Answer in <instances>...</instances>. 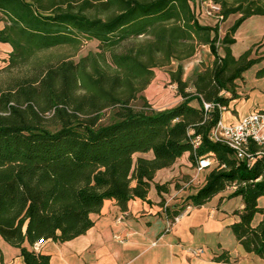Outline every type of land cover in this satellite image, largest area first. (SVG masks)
Here are the masks:
<instances>
[{
	"label": "trees",
	"instance_id": "trees-1",
	"mask_svg": "<svg viewBox=\"0 0 264 264\" xmlns=\"http://www.w3.org/2000/svg\"><path fill=\"white\" fill-rule=\"evenodd\" d=\"M212 1L221 7L219 22L239 16L222 38L218 24L199 22L191 0H0V43L11 48L2 68L10 76L0 86V237L20 249L25 264H49V256L24 243L85 233L104 200L123 211L131 199L145 200L156 171L184 153L193 166L209 153L215 159L190 203L200 207L232 190L229 197L242 204L232 234L244 252L264 259V160L248 167L226 145L209 141L220 111L205 114L202 106L227 107L238 97L236 81L257 59L250 49L234 57L231 45L244 20L264 15V0ZM88 41L97 50L77 60L38 57L59 46L75 55ZM200 45L214 59L202 63L189 90L181 63ZM173 62L166 73L181 101L154 109L143 92L155 70ZM192 135L202 137L196 149ZM148 152L152 158L136 156ZM213 260L231 257L223 251Z\"/></svg>",
	"mask_w": 264,
	"mask_h": 264
},
{
	"label": "crops",
	"instance_id": "crops-1",
	"mask_svg": "<svg viewBox=\"0 0 264 264\" xmlns=\"http://www.w3.org/2000/svg\"><path fill=\"white\" fill-rule=\"evenodd\" d=\"M235 15L230 16L233 23L239 17ZM3 24L0 21V28ZM234 39L231 45L234 57L238 58L246 50L258 46V53L261 54L252 57L257 62L243 72L242 79L236 81L238 97L231 99L227 110L222 113L227 122H234L253 110L264 109V76L257 75L264 68V15H253L244 20L236 30ZM238 43L246 48L236 55L233 47ZM206 46L211 61L214 59L208 45L198 46L194 55L181 63L183 80L187 81L190 74L195 75L200 71L202 61L191 59L197 55L199 47ZM0 50L3 51L0 61H4L11 50L10 45L0 43ZM185 64L188 66L185 67ZM246 72H250L248 81L244 79ZM193 104L197 106V103ZM136 156L152 158L153 154L138 153ZM188 156V153H184L170 167L156 171L145 200L131 199L125 211L114 199L104 200L100 211L91 214L93 225L85 233L64 242L51 239L40 242L37 252L48 255L49 264H264V259L244 252L232 234L230 224L237 219L233 212L242 208L239 196L229 197L232 190L217 194L200 207L194 206L166 230L164 204L171 213L183 205V199L184 204L190 202L188 195L204 183L208 172V169L196 171ZM192 177L200 179L201 185L189 191L184 185ZM155 184H166L167 192L158 193ZM176 184H181V187L175 188ZM116 235L124 242L117 241ZM24 245L32 249L27 243ZM195 248H203V253L193 255L190 250ZM223 251L229 252L231 261H214L213 258ZM0 264H25L20 249L9 245L1 237Z\"/></svg>",
	"mask_w": 264,
	"mask_h": 264
},
{
	"label": "built area",
	"instance_id": "built-area-1",
	"mask_svg": "<svg viewBox=\"0 0 264 264\" xmlns=\"http://www.w3.org/2000/svg\"><path fill=\"white\" fill-rule=\"evenodd\" d=\"M200 1L205 15L212 16L218 20L221 18V7L219 4L212 0ZM202 106L205 114H209L214 108H218L220 111L218 120L207 133L209 141L223 143L232 150L233 156L237 161L245 162L248 167H251L257 160H264V109L253 110L244 116L238 117L234 122H227L222 116V113L227 110L226 106L211 102H203ZM190 141L192 147L196 149L201 144L202 137L201 135H192ZM214 163L213 154L209 153L197 157L195 169L201 172ZM200 182V179L197 177H192L184 187L188 188L191 184L197 185ZM193 207L194 205L190 202L185 203L178 208L177 214L172 215L168 212V206L164 204L163 211L167 226L166 230H169L184 215L188 214ZM119 220L118 218L117 221ZM115 239L119 242H124V239L118 235L115 236ZM39 243L37 242L32 246L35 252L39 250ZM190 251L193 255L200 256L203 253V248H195Z\"/></svg>",
	"mask_w": 264,
	"mask_h": 264
},
{
	"label": "rangeland",
	"instance_id": "rangeland-1",
	"mask_svg": "<svg viewBox=\"0 0 264 264\" xmlns=\"http://www.w3.org/2000/svg\"><path fill=\"white\" fill-rule=\"evenodd\" d=\"M191 4L194 8V11L196 12V15L198 17V20L201 24H212V25H216L218 24V33H219V37L222 38L224 36V33L227 32V29L232 25L233 20L231 17H229V19L227 21H225L226 23L223 22H219L218 19L212 17V16H207L203 13L202 8H201V1L200 0H191ZM238 15H235L234 17H236ZM246 47H243L242 44H236L233 47V53L238 55L241 52H243V50H245ZM260 48V46H258L256 49H254V47L250 48V57H255L258 56L261 53H258V49ZM207 46L206 47H199L198 51H197V55L195 57H193V59H198L201 60L202 62H200V66L202 67V63L208 65L211 64V55L209 54V51L207 50ZM97 50V42L96 41H88L85 42L84 45L80 48V50L77 52V54L72 55V49L67 47V46H59V47H55L52 48L48 51L45 52H41L38 54V57L41 58H45V57H49L52 60H57V59H61L63 57H67L69 56L70 58L77 60L79 56H83L86 53L90 52V51H96ZM217 50L218 53L220 55H223V48L221 45L217 44ZM3 54V51L0 50V55ZM72 55V56H71ZM187 62H190L189 60ZM185 63V62H184ZM183 63V64H184ZM6 65V61H0V86L3 87L5 85V82L7 81L8 77L10 76V72L9 71H4L2 68ZM177 63L173 62L170 66L168 67H164L161 69H156L155 70V74L150 82V84L147 86V88L145 89V91L143 92L144 96L146 97L147 101L150 103V105L157 110H163L165 108H169L172 107L174 105H176L177 103H179L180 96L177 95V91H176V84L171 83L169 81V77L168 74L166 73V70L168 69H175ZM188 65L185 64V67H187ZM249 73L250 72H246L244 75V79L246 81H248L249 79ZM194 79V75L190 74L188 76V83L190 84L189 90H192V81ZM140 101L135 102V105H140ZM192 103H196V101H193ZM104 121H106L104 119ZM136 157V156H135ZM201 185V182L197 185H193L191 184L188 188H186L187 190H195L196 188H198ZM181 184H176L175 188H180ZM186 197V196H185ZM184 199L182 200V204H184ZM231 235V233H230Z\"/></svg>",
	"mask_w": 264,
	"mask_h": 264
}]
</instances>
